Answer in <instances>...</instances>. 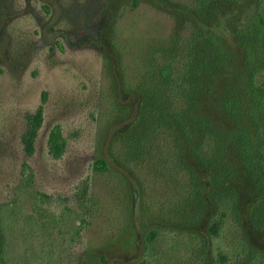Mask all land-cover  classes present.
<instances>
[{
  "label": "rangeland",
  "instance_id": "1",
  "mask_svg": "<svg viewBox=\"0 0 264 264\" xmlns=\"http://www.w3.org/2000/svg\"><path fill=\"white\" fill-rule=\"evenodd\" d=\"M257 2L0 0L11 264L37 260L51 216L69 237L63 209L86 213L56 264H264ZM38 110L28 154L21 135ZM55 125L59 157L48 145ZM23 163L33 184L21 192Z\"/></svg>",
  "mask_w": 264,
  "mask_h": 264
},
{
  "label": "trees",
  "instance_id": "2",
  "mask_svg": "<svg viewBox=\"0 0 264 264\" xmlns=\"http://www.w3.org/2000/svg\"><path fill=\"white\" fill-rule=\"evenodd\" d=\"M254 19L258 26V32L254 34L252 43L261 44L262 53H263V62L261 68L264 69V0H258L256 4V8L254 10ZM256 35V39H255ZM250 41V39H249ZM28 127L21 135V141L24 145L25 151L30 154L33 151V142L37 132V129L42 120L41 110H38L35 114L26 116ZM64 138L62 137L60 127L55 125L51 128L49 132V152L54 157H59L64 150ZM94 167L97 169H105L107 167V163L104 159H98L94 163ZM22 169L25 170V174L23 178L20 180L19 191L22 192L23 188L26 186H32L33 184V169L26 163L22 164ZM34 195L37 196L36 200H42L44 195L38 191L33 192ZM73 213V214H72ZM86 213L85 210L81 209L79 212H76L74 209H63V216H71L73 225H71L68 229L70 232L69 237H67L64 232V228L62 226H58L56 228L58 220L55 221V216H51V219L48 221V225L50 227L49 230V238H44L47 241V244L44 243L42 248L44 250L37 255V260L34 262L33 260H29L30 264H56L58 261V256H55V253L60 250V245L63 246L72 243L74 238L79 233V230L84 226V220L82 219L83 215ZM16 215V208L12 201H8L0 204V264H11L12 260L10 257V249H9V229L13 222V217ZM76 219H80L79 223L76 224ZM29 219H26V222H29ZM38 226L37 222L34 224ZM214 231L216 232L217 226H213ZM47 247V248H46Z\"/></svg>",
  "mask_w": 264,
  "mask_h": 264
}]
</instances>
